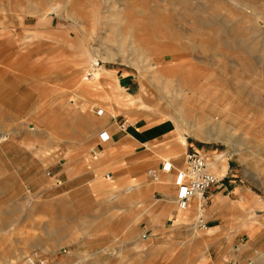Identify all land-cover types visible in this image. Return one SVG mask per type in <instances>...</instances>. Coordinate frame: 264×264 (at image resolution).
I'll list each match as a JSON object with an SVG mask.
<instances>
[{
    "label": "rangeland",
    "instance_id": "1",
    "mask_svg": "<svg viewBox=\"0 0 264 264\" xmlns=\"http://www.w3.org/2000/svg\"><path fill=\"white\" fill-rule=\"evenodd\" d=\"M117 73L135 86L125 91ZM116 120L172 132L182 158L201 152L234 182L210 191L209 231L196 214L188 226L144 228L141 208L90 201L93 213L66 192L62 164L80 156L93 170L96 133ZM0 134V264L31 253L47 264H255L264 256V0H0ZM177 171L159 183L175 185ZM238 186L256 206L236 202Z\"/></svg>",
    "mask_w": 264,
    "mask_h": 264
},
{
    "label": "crops",
    "instance_id": "2",
    "mask_svg": "<svg viewBox=\"0 0 264 264\" xmlns=\"http://www.w3.org/2000/svg\"><path fill=\"white\" fill-rule=\"evenodd\" d=\"M117 77L119 85L125 91H130L135 86L131 75L117 73ZM174 137L172 132L163 128L148 130L128 122L121 124L116 120L115 124L96 133L95 155L97 156L93 155L95 159L92 162V168H89L93 170L90 172L86 170L84 157L80 156L62 164L61 177L64 180L66 192L82 197L83 207L89 212L96 211V207L92 209L91 205H88L90 201H120L117 205L118 210L133 212L138 208L143 209L142 215L149 218L144 228L181 226L182 213L172 202L177 197L176 185L158 182L151 188L150 180L152 179L149 175L151 167L162 168L161 162L164 156L170 159L174 170L184 167V158L180 155L182 149L172 142ZM163 175L166 174L163 173ZM88 184L90 188L94 185L97 188L95 190L83 188ZM228 184L230 188H233L232 180H229ZM230 188L226 187L222 192L214 193V199L212 197L214 204L216 198L219 196L224 198V194ZM235 192L238 195L236 202L243 197V203L246 200L252 202L254 206L257 205L253 201L252 194L245 187L238 186ZM151 193H153L152 196ZM152 219L153 222H151ZM170 222L173 225H170Z\"/></svg>",
    "mask_w": 264,
    "mask_h": 264
},
{
    "label": "built area",
    "instance_id": "3",
    "mask_svg": "<svg viewBox=\"0 0 264 264\" xmlns=\"http://www.w3.org/2000/svg\"><path fill=\"white\" fill-rule=\"evenodd\" d=\"M93 74L89 73L87 78H92ZM100 116L104 115L103 110H99ZM159 171L149 172L154 182H159L161 173L167 172L166 165ZM213 164L209 158L201 152L189 151L184 158V167L177 171V197L176 201L180 211H188L196 208V227L202 231H209V222L205 220V213L211 204L210 191L217 186H224L228 175L219 177L213 172ZM50 175V174H49ZM57 186L61 185L60 180L56 182ZM147 239L146 236H144ZM16 264H47L45 256L39 253H31L23 257Z\"/></svg>",
    "mask_w": 264,
    "mask_h": 264
},
{
    "label": "bare ground",
    "instance_id": "4",
    "mask_svg": "<svg viewBox=\"0 0 264 264\" xmlns=\"http://www.w3.org/2000/svg\"><path fill=\"white\" fill-rule=\"evenodd\" d=\"M206 41V40H205ZM227 41V40H226ZM226 41H224V42H222V45H224L225 47H227V48H230L229 47V44H227L226 43ZM207 42V41H206ZM209 43V42H208ZM171 45L169 44V46L167 45L166 46V48H168V47H170ZM254 46H255V44H254ZM214 47V46H213ZM172 48V47H171ZM254 48V47H253ZM256 49V48H255ZM194 68H197V66H195ZM203 69V68H202ZM201 69V70H202ZM197 70L199 71V67H198V69H196V74L198 73L197 72ZM200 72V71H199ZM201 75H204L202 72H201ZM207 75V74H206ZM99 76H100V74H97L96 76H95V80L96 81H98L99 79ZM190 79H193V78H191L190 77ZM208 80H210V77L208 78ZM193 81V80H192ZM195 81V80H194ZM97 83V82H96ZM96 83H94V84H96ZM201 83V82H200ZM210 83V82H209ZM195 84V83H194ZM199 84V83H198ZM200 85H202V84H200ZM89 88L88 89H93V88H95L94 87V85L93 86H88ZM202 86H199V88H201ZM94 90V89H93ZM210 97V96H209ZM194 98V97H193ZM246 102V101H245ZM245 105H247V102L246 103H244ZM249 104V103H248ZM244 105V106H245ZM250 105H252V104H250ZM241 106H243V105H241ZM251 108V107H250ZM244 117V116H243ZM197 124V123H196ZM203 127V126H202ZM201 132V130L199 129V131H198V133H200ZM195 139H197V140H202V137H200L199 136V134H194V136H193ZM5 139H6V136H5V134H0V142H4L5 141ZM181 146L183 147V148H186L187 146H188V143H187V140L186 139H182L181 140ZM175 152H176V150H175ZM168 159V157H165V159H164V161L166 162V163H164L165 165H166V168H167V172H164V173H170L171 171H173L174 170V167L172 166V164H170L169 162H167L166 160ZM216 166L217 165H214V167L216 168ZM161 180H163V179H161ZM165 182V181H164ZM161 183V182H160ZM150 187L151 188H153V186L155 185V184H152L151 182H150ZM144 185V184H143ZM148 185V184H147ZM150 188V189H151ZM217 199L219 200L220 199V197H217ZM170 201V200H169ZM242 201H243V197H242ZM168 202V201H167ZM173 202V201H172ZM174 202H176V201H174ZM245 203H250L249 201H246L245 200ZM170 205V204H169ZM195 209L197 208V207H194ZM195 209H190V210H188V211H186L187 212V215H188V217H187V215H183V219H182V223L183 224H185V225H189V223H190V221L191 220H193V217L195 216V214H197V211L195 210ZM183 212H185V211H183ZM191 215H193L192 217H191ZM195 226V225H194ZM240 254H242L243 253V248L242 247H240V248H237L236 249ZM259 262V263H258ZM256 261V263L255 264H264V256H261V258L259 259V261Z\"/></svg>",
    "mask_w": 264,
    "mask_h": 264
}]
</instances>
